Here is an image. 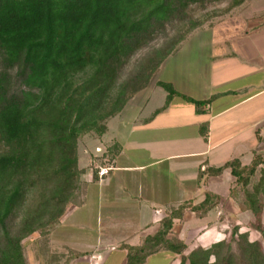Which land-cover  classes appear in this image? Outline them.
<instances>
[{
	"label": "trees",
	"instance_id": "16d2710c",
	"mask_svg": "<svg viewBox=\"0 0 264 264\" xmlns=\"http://www.w3.org/2000/svg\"><path fill=\"white\" fill-rule=\"evenodd\" d=\"M223 1L0 0V264H28L25 241L38 233L45 245L50 227L67 207L81 203L84 171L78 168V140L89 134L101 137L107 120L148 86L191 32L253 0H230L219 14L188 18L174 42L153 52L131 78L118 84L131 58L166 26L184 23L189 8ZM156 85L166 98L154 115L173 98L193 104L197 113L205 112L209 103L183 96L169 84ZM206 132L203 125L200 133L206 137ZM106 151L112 158L117 149L111 145ZM87 170L96 177L95 166ZM225 170L233 178L228 197L239 213L251 214L249 223L231 225L228 238L187 252L186 244L171 236L174 221L185 212L202 219L217 208L220 197L204 191L198 204L185 201L168 208L157 231L139 245H121L124 264H144L160 251L177 256V264H264V154H254L248 165L231 159L206 167L197 182ZM68 254L69 261L87 255Z\"/></svg>",
	"mask_w": 264,
	"mask_h": 264
},
{
	"label": "crops",
	"instance_id": "0c3cea01",
	"mask_svg": "<svg viewBox=\"0 0 264 264\" xmlns=\"http://www.w3.org/2000/svg\"><path fill=\"white\" fill-rule=\"evenodd\" d=\"M242 7L191 32L165 58L138 102L131 97L101 137L79 142L81 203L67 207L45 245L36 243L39 235L30 236L41 264H65L69 251L87 255L68 264H124L121 245H139L157 231L168 208L198 204L204 191L220 197L218 207L202 219L185 212L174 221L171 236L182 240L187 252L228 238L229 227L239 222L228 191L216 190L226 170L200 183L197 176L206 167L231 159L248 165L254 154H264V10ZM157 82L195 101L208 100L205 112L173 98L154 115L166 98ZM111 145L117 149L112 158L106 153ZM90 165L97 168L96 177L87 170Z\"/></svg>",
	"mask_w": 264,
	"mask_h": 264
},
{
	"label": "rangeland",
	"instance_id": "374dc122",
	"mask_svg": "<svg viewBox=\"0 0 264 264\" xmlns=\"http://www.w3.org/2000/svg\"><path fill=\"white\" fill-rule=\"evenodd\" d=\"M229 1L230 0H224L221 3L206 5L203 9L199 8L198 6H193V7L189 8L187 11V17L184 19L185 20L184 23H181L180 21L179 22L175 21L171 25L166 26L165 31L163 33L158 34L146 47H144L143 49L138 51L131 58L128 65L124 68V70L120 74L118 84H121L122 82H125L126 80L131 78L136 73V70L139 67V65L145 59H147L148 57H151L153 52H155L158 49H163L168 44H171L172 42H174V40H176V38L179 35H181L184 32V30L186 29V27L188 25V21H187L188 18L189 19L190 18L191 19H197L200 16H202L203 14H206L208 12L209 13L215 12V13L219 14L220 12H222L227 7ZM242 5L244 6V7H242L244 10H257V11L264 10V0L247 1V2L243 3ZM228 14H226L224 16L212 17L211 19H209V21H207L202 26L209 25L212 22H214L215 20L223 18V17L227 16ZM190 40H192V39H190ZM194 40H195V37H194ZM154 78H155V75L150 79L148 86L150 84H153ZM141 91L142 90H140L139 92L135 93L132 96L133 97L132 101L134 103L138 102L143 97L144 93H141ZM155 92H157V90H155ZM155 92L154 93L152 92L150 94V96L155 94ZM150 103H153V102L150 101ZM111 120H109V123L113 124L114 121H111ZM86 137L94 138L95 136L92 134H89V135H86V136H84L78 140L77 156L80 155V153H81L80 147L78 144H79V142L82 143L84 141V138H86ZM90 147L93 151V149H94L93 143H91ZM80 159H82L81 156L78 157V161H79V165H82ZM225 172L226 173L222 177V184L218 185V188L216 189L217 192L221 195H224L225 193H227V191L230 187L226 184V181L229 183L233 180L232 176L230 175L229 170H226ZM232 203L236 205L235 202H232ZM235 218L239 222L236 225H246L247 223L250 222V220H252V216L249 212H245V213H239L238 212L237 215L235 216ZM262 223L264 224V217L263 216H262ZM55 225H57V223L50 227L49 233H50V231H52L54 229ZM36 234L38 235V233H36ZM251 236L253 238H256L257 235L255 233H253ZM27 240L25 241V243H26L25 244L26 245L25 256L27 259V263L28 264H41V262L39 261V257H41V253H37V252H40L38 249V246H37V244H40V241H38L39 237H38L37 242H36L37 244L34 243L35 241H32V240H36L33 237H30ZM63 243H67V242H63ZM178 260L179 259L177 256H174L173 254L166 252V251H161L160 253L158 252V254H155V255L148 257L145 261V264H177Z\"/></svg>",
	"mask_w": 264,
	"mask_h": 264
},
{
	"label": "built area",
	"instance_id": "2783aa9c",
	"mask_svg": "<svg viewBox=\"0 0 264 264\" xmlns=\"http://www.w3.org/2000/svg\"><path fill=\"white\" fill-rule=\"evenodd\" d=\"M105 172H106L105 169L100 170V171H99V176H102Z\"/></svg>",
	"mask_w": 264,
	"mask_h": 264
}]
</instances>
